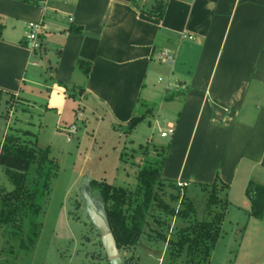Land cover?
<instances>
[{
  "label": "crops",
  "instance_id": "0c3cea01",
  "mask_svg": "<svg viewBox=\"0 0 264 264\" xmlns=\"http://www.w3.org/2000/svg\"><path fill=\"white\" fill-rule=\"evenodd\" d=\"M32 1L0 0V100H15L10 116L35 112L47 127L50 113L58 129L72 113L68 125L76 131L79 112L83 124L94 118L116 130L139 99L160 100L161 90H171L152 111L166 115L159 130L173 126L172 134L159 136L168 142L159 177L178 188L217 177L226 184V201L247 211V180L264 184V0H165L160 19L130 0ZM135 1L147 7L153 0ZM29 24L39 25L35 52L26 38ZM164 51L170 60L157 58ZM76 59L89 63L85 77ZM250 225L262 236L264 213L246 217L242 236Z\"/></svg>",
  "mask_w": 264,
  "mask_h": 264
},
{
  "label": "rangeland",
  "instance_id": "374dc122",
  "mask_svg": "<svg viewBox=\"0 0 264 264\" xmlns=\"http://www.w3.org/2000/svg\"><path fill=\"white\" fill-rule=\"evenodd\" d=\"M172 54L175 55L174 52ZM164 80L153 82L156 87H162ZM169 91L161 90L160 100L158 96L145 103L139 99L135 112H146L131 134L113 130L106 123L95 125L94 118L91 124L85 121L83 124L80 118L83 115L77 112L78 126L68 140L64 129L74 118L72 113L65 115L64 122L55 129L50 113L43 119L47 126L44 127L42 118L34 112L37 109H31L34 112L31 116L17 109L10 116L8 112L15 100L11 98L6 105L3 98L0 100V139L8 117L10 121H7L5 132L13 126L19 128L25 125L33 133L35 144L47 148V154L56 163L47 194L38 198L40 209L33 215L36 226L31 227L32 215L29 214L22 226L23 233H16L15 226L9 225V222L6 226L0 225V264H108L99 235L82 210L80 188L86 189L96 208L102 211L100 192L97 185H89L90 179L104 180L134 191L137 186L136 171L151 159L159 158V140L167 141L158 135L166 115H163L164 112H157L156 115L152 111L158 108L163 93ZM76 106L73 103L74 110ZM28 117L30 122L25 123ZM120 152L121 159L118 156ZM9 188L11 183L0 165V190ZM152 192L144 209V222L136 243L118 248L120 264H235L238 259L243 260L247 256L255 259L252 264H260L264 256V234H252L255 227L250 225V233L242 236L248 216L246 210H240L234 203L226 201L218 232L205 261L198 251L202 245L189 252L187 242L194 235L192 227L199 220L209 217L205 207L206 190L196 184L178 188L173 183L159 182L153 186ZM133 194L136 201L141 199L140 191L133 192L131 196ZM131 207L130 204L127 208ZM24 233L33 238L32 245H29ZM256 238H260L261 243H257ZM8 245L14 246L11 254L7 252Z\"/></svg>",
  "mask_w": 264,
  "mask_h": 264
},
{
  "label": "trees",
  "instance_id": "16d2710c",
  "mask_svg": "<svg viewBox=\"0 0 264 264\" xmlns=\"http://www.w3.org/2000/svg\"><path fill=\"white\" fill-rule=\"evenodd\" d=\"M23 1L36 3L32 0ZM130 2L146 15L159 19L165 6V0H153L147 7L139 6L135 0H130ZM2 27L3 24L0 20V36L2 35ZM65 29L72 32L81 30L80 27L71 25H67ZM35 50L32 49L33 52ZM75 67L85 77L89 63L82 59H76ZM145 112V110L141 113L135 112L137 114H132L126 123L116 124V128L124 133H129L136 123L143 118ZM167 147L168 142L159 143V158L151 159L136 171L137 186L133 192H141L139 201H136L135 195L131 196L133 192L128 191L125 187L113 185L104 180H89L91 187L95 185L98 187L103 212L117 248L134 245L137 241V236L144 222V209L153 194V186L163 182L159 177V170ZM46 149L35 144L33 133L28 129L11 127L10 131L5 132L2 136L0 165L7 180L11 183V188L0 190V225L6 226V223L9 222V225L15 226L16 233L24 232L22 226L27 214L32 215L29 222L31 227L36 226L33 215H36L40 209L39 195L47 194L50 179L55 174L56 163L47 154ZM121 155L122 152L118 154L120 159ZM29 173L31 174L30 177L28 176ZM201 187L207 192L205 207L209 217L199 220L192 227L194 235L189 239L187 238V250L190 252L201 244L202 249L198 251L202 254V259L206 261V255L213 244L226 207V184L215 177L210 183L201 184ZM244 195L248 199L246 214L254 218H261L264 213V184L251 179L247 180L244 186ZM130 204L132 207L128 209ZM26 233L24 236L29 245H32L33 238ZM13 251L14 246L8 245L7 252L11 254Z\"/></svg>",
  "mask_w": 264,
  "mask_h": 264
},
{
  "label": "water",
  "instance_id": "95a60500",
  "mask_svg": "<svg viewBox=\"0 0 264 264\" xmlns=\"http://www.w3.org/2000/svg\"><path fill=\"white\" fill-rule=\"evenodd\" d=\"M79 198L82 210L90 223L99 235V241L108 264H120L118 248L114 237L109 229L104 212L96 208L94 202L86 193L84 187L80 188Z\"/></svg>",
  "mask_w": 264,
  "mask_h": 264
},
{
  "label": "built area",
  "instance_id": "2783aa9c",
  "mask_svg": "<svg viewBox=\"0 0 264 264\" xmlns=\"http://www.w3.org/2000/svg\"><path fill=\"white\" fill-rule=\"evenodd\" d=\"M39 25L37 24H29L28 31L26 33V38L29 41V46L31 49H37L39 47V42L37 40V30ZM157 58H160L162 60H170L171 59V53L168 51L159 52L157 53ZM66 134V140L70 139L71 135L75 131V125L73 123L69 124L65 129ZM173 132V126L167 125L163 130L158 131V135L160 137H166Z\"/></svg>",
  "mask_w": 264,
  "mask_h": 264
}]
</instances>
